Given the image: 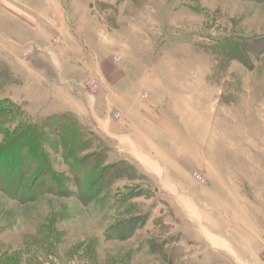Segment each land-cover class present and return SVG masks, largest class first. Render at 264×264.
I'll list each match as a JSON object with an SVG mask.
<instances>
[{
    "label": "rangeland",
    "instance_id": "1",
    "mask_svg": "<svg viewBox=\"0 0 264 264\" xmlns=\"http://www.w3.org/2000/svg\"><path fill=\"white\" fill-rule=\"evenodd\" d=\"M0 264H264V0H0Z\"/></svg>",
    "mask_w": 264,
    "mask_h": 264
},
{
    "label": "crops",
    "instance_id": "2",
    "mask_svg": "<svg viewBox=\"0 0 264 264\" xmlns=\"http://www.w3.org/2000/svg\"><path fill=\"white\" fill-rule=\"evenodd\" d=\"M21 14V13H20ZM30 17H33V15L32 16H30ZM21 18H24V16H23V14L21 15ZM3 33V34H2ZM1 33V36L3 37V35H4V32H2ZM9 37V36H8ZM7 38V37H6ZM9 41H12V38L11 37H9V38H7ZM18 40H16L15 42L19 45V46H21V48H25V46H28V45H33L34 46V41H33V39H30V38H28L27 40H25L24 42H22V44H19L18 42H17ZM34 47H37L36 46V44H35V46ZM20 76V75H19ZM33 97H35V96H33ZM32 97V98H33ZM28 99V98H27ZM51 100H52V97H51ZM47 106L49 107V104H47ZM47 108V107H46ZM42 110H44V109H42ZM113 136H112V138H125L127 141V143L128 144H130V146H135V139H134V137H133V135L132 134H130V133H127V134H118V133H115L114 132V134H112ZM137 158H139V159H141V158H144V157H137ZM249 244L251 245V248H256L259 244H260V241H254V243H251L250 241H249ZM254 257L255 256H253V260H254V262H255V259H254ZM256 260H257V258H256ZM238 262V261H237ZM239 263V262H238Z\"/></svg>",
    "mask_w": 264,
    "mask_h": 264
},
{
    "label": "built area",
    "instance_id": "3",
    "mask_svg": "<svg viewBox=\"0 0 264 264\" xmlns=\"http://www.w3.org/2000/svg\"><path fill=\"white\" fill-rule=\"evenodd\" d=\"M198 177H199V178H201V176H200V175H198Z\"/></svg>",
    "mask_w": 264,
    "mask_h": 264
}]
</instances>
